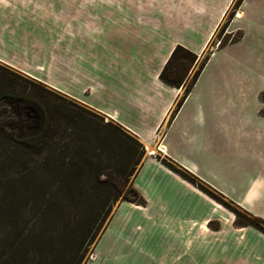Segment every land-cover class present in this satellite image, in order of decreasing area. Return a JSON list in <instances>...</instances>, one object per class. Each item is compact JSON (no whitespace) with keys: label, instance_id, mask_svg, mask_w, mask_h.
Wrapping results in <instances>:
<instances>
[{"label":"crops","instance_id":"obj_1","mask_svg":"<svg viewBox=\"0 0 264 264\" xmlns=\"http://www.w3.org/2000/svg\"><path fill=\"white\" fill-rule=\"evenodd\" d=\"M248 1L231 25L244 19ZM233 2L0 0V64L108 118L144 146L133 187L145 204L116 207L88 264H264V234L235 227L231 212L160 161L264 220V114L234 113L241 100L218 96L230 87L226 71L193 97L217 53L233 43L215 50L171 120L183 89L159 80L176 46L203 55ZM119 209L124 222L109 228Z\"/></svg>","mask_w":264,"mask_h":264},{"label":"trees","instance_id":"obj_2","mask_svg":"<svg viewBox=\"0 0 264 264\" xmlns=\"http://www.w3.org/2000/svg\"><path fill=\"white\" fill-rule=\"evenodd\" d=\"M202 56L176 46L160 72L163 84L184 90L169 120L208 62L209 54ZM0 70L16 76L5 66ZM54 98L15 91L0 74V264H85L113 210L123 202L145 204L133 187L145 157L141 142L89 108ZM160 161L231 212L235 227L264 234L263 219L174 162Z\"/></svg>","mask_w":264,"mask_h":264},{"label":"rangeland","instance_id":"obj_3","mask_svg":"<svg viewBox=\"0 0 264 264\" xmlns=\"http://www.w3.org/2000/svg\"><path fill=\"white\" fill-rule=\"evenodd\" d=\"M235 2L236 0H234L231 8L225 15L222 24L217 29L213 39L209 43L204 53L209 54L210 58L215 50L219 48L220 43H226L223 47L232 43L233 45L228 49L226 48L224 51L217 53L206 72H204V75L202 76L193 97H201L202 93L206 91L205 87L207 83H212V81L217 76H219L220 73L226 71L230 87L228 90H219L218 96H223L224 94L222 92L227 91V93H231V97H233L235 100H241V102L239 101L234 104V113L264 114V0L259 2H256V0H249V3L243 11V14H245L244 19L241 21H235L231 25V22L237 17L239 8L241 6L240 5L239 7H236L234 5ZM237 26H239V28H237ZM190 29L194 30L195 27H190ZM195 32L198 31L195 29ZM240 35L241 38L238 41L231 43V41L237 39ZM202 58L203 56H201L199 59ZM0 67H3V65L0 64ZM9 71L14 73L17 77L3 73L1 70L0 74H4L7 79L11 80L13 89L15 91L29 94L38 92L54 100H57L54 97L68 99L66 96L55 92L46 86H42L44 87L43 89L49 91L53 96L47 95L43 90L36 87L38 84L35 80H32L13 70ZM183 92L184 90L182 93ZM105 119L107 121L109 120L108 118ZM252 123L256 124L257 121H253ZM151 153L155 156L158 155L155 151H152ZM125 213V209H119L116 211L112 221L110 222L109 228L116 229L117 227L121 226L125 219L122 218ZM136 216L139 215L135 212L131 213V217L136 218ZM111 217L106 223L105 228L107 227ZM212 226L214 227L216 224H212ZM100 237L93 245L90 246L85 264H88L94 258V249ZM128 261L123 264H135Z\"/></svg>","mask_w":264,"mask_h":264},{"label":"built area","instance_id":"obj_4","mask_svg":"<svg viewBox=\"0 0 264 264\" xmlns=\"http://www.w3.org/2000/svg\"><path fill=\"white\" fill-rule=\"evenodd\" d=\"M107 121V120H106Z\"/></svg>","mask_w":264,"mask_h":264}]
</instances>
